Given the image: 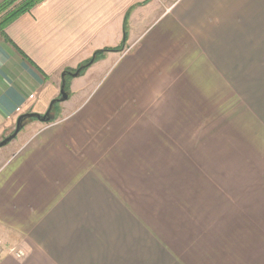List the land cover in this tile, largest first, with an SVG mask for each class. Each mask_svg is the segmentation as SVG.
Masks as SVG:
<instances>
[{
	"label": "crops",
	"instance_id": "1",
	"mask_svg": "<svg viewBox=\"0 0 264 264\" xmlns=\"http://www.w3.org/2000/svg\"><path fill=\"white\" fill-rule=\"evenodd\" d=\"M104 50L0 153V264H264V0H44L0 35V141ZM192 203L217 227L148 259Z\"/></svg>",
	"mask_w": 264,
	"mask_h": 264
},
{
	"label": "rangeland",
	"instance_id": "2",
	"mask_svg": "<svg viewBox=\"0 0 264 264\" xmlns=\"http://www.w3.org/2000/svg\"><path fill=\"white\" fill-rule=\"evenodd\" d=\"M22 1L24 0H19L16 3V5L21 4ZM12 9L14 8L13 7L10 8V10ZM9 12L10 11H5L2 14H0V22ZM71 81H74V79L69 77L68 82L70 83ZM58 108L52 111V114L56 115V120L58 119ZM34 121L37 120L28 121L24 129ZM25 133H23L20 137H22ZM19 138H17L10 146L4 148L6 150L0 149V153L7 151L11 147H13L16 141H18L17 143H19L18 140ZM173 207L175 209V213H173L174 216L173 220H160V219L147 220L148 228L150 229L148 231L149 234L147 235V248H146V250H148V259H154L156 257L159 258V254H162V258H164L163 257L164 254L166 256L165 259H170L172 249L179 247L181 245L182 246L186 245L187 243H197L196 240L198 242H202L204 235L195 236V234L202 232V228L217 227V220L211 219L210 221L203 218L202 216L203 205L201 203L179 204V205H173ZM177 208H178V215L176 214ZM193 238L194 240H192ZM155 242L157 244L156 251H154ZM0 246H2L4 249L3 253L5 252L8 253V251L12 248L14 249L13 251H11V253L24 251L23 249L18 247V245L16 247V244L6 246L5 243L1 240H0Z\"/></svg>",
	"mask_w": 264,
	"mask_h": 264
},
{
	"label": "water",
	"instance_id": "3",
	"mask_svg": "<svg viewBox=\"0 0 264 264\" xmlns=\"http://www.w3.org/2000/svg\"><path fill=\"white\" fill-rule=\"evenodd\" d=\"M97 53V52H96ZM96 53L92 57V60L88 64H84L80 66L76 71L66 70L62 74V85H61V91H60V97L54 99L51 101L48 110L44 114L34 113V112H28L20 115L16 122V126L14 131L4 137L0 141V149L6 147L9 145L13 140L17 138L19 133L24 129L26 123L29 120H37L43 124H52L56 121V115L52 114V111L54 110L56 105H59L61 103L66 102L69 99V93L67 91V80L69 77L71 78H77L82 74V71L86 67H90L95 62Z\"/></svg>",
	"mask_w": 264,
	"mask_h": 264
},
{
	"label": "trees",
	"instance_id": "4",
	"mask_svg": "<svg viewBox=\"0 0 264 264\" xmlns=\"http://www.w3.org/2000/svg\"><path fill=\"white\" fill-rule=\"evenodd\" d=\"M19 0H3L0 3V14H2L5 11H10L5 17L4 19L0 22V35L4 36L6 35V29L13 23L15 22L18 18H20L22 15L30 12L35 6H37L38 4L42 3L44 0H24L22 1L21 4L16 5V3ZM15 5V6H14ZM14 8L12 10H10V8ZM107 52V50L104 51H98L96 53V57H95V62L99 59H101L104 56V53ZM92 60V58L85 62L84 64H88L90 61ZM83 64V65H84ZM89 67H86L83 71L82 74L86 71V69ZM78 69V68H77ZM75 70H71V71H76ZM68 91V88H67ZM69 93V91H68ZM59 105H56L54 110L56 108H58ZM29 121H33V120H29Z\"/></svg>",
	"mask_w": 264,
	"mask_h": 264
},
{
	"label": "built area",
	"instance_id": "5",
	"mask_svg": "<svg viewBox=\"0 0 264 264\" xmlns=\"http://www.w3.org/2000/svg\"><path fill=\"white\" fill-rule=\"evenodd\" d=\"M13 249H14V248L10 249V250L8 251V254H10V255H12V256L18 258V259H22V258H24V257L26 256V254H25L24 251H22V252H17V253H11V251H13ZM3 252H4V249H3L2 246H0V254H2Z\"/></svg>",
	"mask_w": 264,
	"mask_h": 264
}]
</instances>
